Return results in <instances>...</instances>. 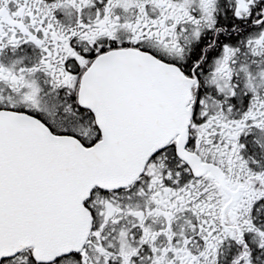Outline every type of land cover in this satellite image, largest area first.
<instances>
[{
	"label": "snow or ice",
	"instance_id": "6c2138e0",
	"mask_svg": "<svg viewBox=\"0 0 264 264\" xmlns=\"http://www.w3.org/2000/svg\"><path fill=\"white\" fill-rule=\"evenodd\" d=\"M0 264H264V0H0Z\"/></svg>",
	"mask_w": 264,
	"mask_h": 264
}]
</instances>
